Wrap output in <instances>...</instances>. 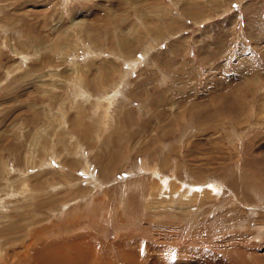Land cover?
Listing matches in <instances>:
<instances>
[{
	"label": "rangeland",
	"instance_id": "1",
	"mask_svg": "<svg viewBox=\"0 0 264 264\" xmlns=\"http://www.w3.org/2000/svg\"><path fill=\"white\" fill-rule=\"evenodd\" d=\"M127 258L264 264V0H0V264Z\"/></svg>",
	"mask_w": 264,
	"mask_h": 264
},
{
	"label": "bare ground",
	"instance_id": "2",
	"mask_svg": "<svg viewBox=\"0 0 264 264\" xmlns=\"http://www.w3.org/2000/svg\"><path fill=\"white\" fill-rule=\"evenodd\" d=\"M140 245V244H139ZM118 247V246H117ZM126 247H127V245H126ZM124 249V248H123ZM126 249V248H125ZM123 254V253H122ZM124 258H126V257H124ZM120 259V258H119ZM118 259V260H119ZM123 260V259H122ZM122 260H120V261H122ZM136 260H137V258H133V261H134V264H136ZM123 262H125L126 264H127V262H130L129 261V259L127 258V259H124V261ZM118 264H119V262H118ZM137 264H142V263H137ZM144 264V263H143Z\"/></svg>",
	"mask_w": 264,
	"mask_h": 264
}]
</instances>
